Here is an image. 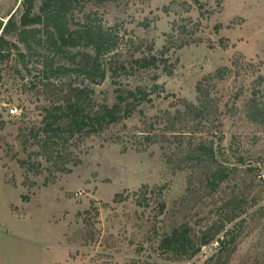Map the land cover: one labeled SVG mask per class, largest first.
I'll return each instance as SVG.
<instances>
[{
	"label": "rangeland",
	"instance_id": "rangeland-1",
	"mask_svg": "<svg viewBox=\"0 0 264 264\" xmlns=\"http://www.w3.org/2000/svg\"><path fill=\"white\" fill-rule=\"evenodd\" d=\"M21 2L0 0V20L18 17ZM70 6L75 19L126 30L146 55L150 44L157 57L167 48L173 73L132 74L127 44L115 60L131 75L119 85H89L38 44L0 65V264H264V0ZM154 74L163 91L129 119L44 146V117L70 89H92L86 109L96 110L116 103L118 88L150 90ZM183 225L194 240L222 230L177 261L159 243ZM227 230L234 241L220 250Z\"/></svg>",
	"mask_w": 264,
	"mask_h": 264
},
{
	"label": "trees",
	"instance_id": "trees-1",
	"mask_svg": "<svg viewBox=\"0 0 264 264\" xmlns=\"http://www.w3.org/2000/svg\"><path fill=\"white\" fill-rule=\"evenodd\" d=\"M127 35V31L117 25L105 27L90 16L83 20L75 19L70 0H22L18 17L12 14L6 22L0 20V65L13 55L22 60L25 58L26 55L19 45L27 51L32 44H38L45 50L52 49L65 59L67 68L63 66L61 70L78 73L89 85H100L108 78L119 85L118 79L133 74V69L161 70L167 76L172 75L173 67L164 58L168 53L167 48L161 51V57H157L152 54L154 47L150 44L145 47L148 52L146 55L144 51L141 52L143 44L137 43L133 38H126ZM123 44H127L132 52V67L129 68L131 73L124 61L115 60L120 53L119 47ZM136 54L140 56L135 57ZM43 68L47 70L46 63ZM152 79L154 83L150 90L140 86L132 90L118 88L116 103L112 106L101 105L96 110L86 109L91 100L92 89L88 86L70 89L62 104L47 111L44 117L41 130L45 136L44 146L47 147V142L51 140L69 141L95 135L109 126L129 119L141 103L151 102L153 94L159 95L163 91L162 86L157 83L158 74H154ZM253 116V120H256L257 115ZM152 137L147 135L146 140L151 142ZM210 156L213 157V154ZM224 178L219 173L212 176L218 182ZM141 190L147 191V186H142ZM118 197L121 196L116 195L115 199ZM22 200L26 201L27 198L24 196ZM238 216L239 214L233 215L229 221ZM221 230L222 228H210L198 240H194L191 229L183 225L173 229L170 235L164 236L159 243V249L172 255L177 261L189 260L202 247L212 243ZM233 241L231 230H227L223 238L216 240L220 250L225 248L226 243Z\"/></svg>",
	"mask_w": 264,
	"mask_h": 264
},
{
	"label": "built area",
	"instance_id": "built-area-1",
	"mask_svg": "<svg viewBox=\"0 0 264 264\" xmlns=\"http://www.w3.org/2000/svg\"><path fill=\"white\" fill-rule=\"evenodd\" d=\"M16 112H17V110L14 109V108H11V109L9 110V113H11V114H15Z\"/></svg>",
	"mask_w": 264,
	"mask_h": 264
}]
</instances>
